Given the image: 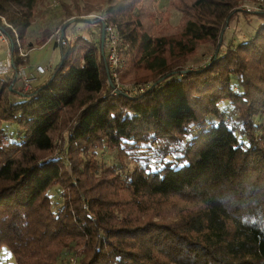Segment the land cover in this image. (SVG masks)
Masks as SVG:
<instances>
[{"label": "trees", "instance_id": "1", "mask_svg": "<svg viewBox=\"0 0 264 264\" xmlns=\"http://www.w3.org/2000/svg\"><path fill=\"white\" fill-rule=\"evenodd\" d=\"M155 1L61 0L67 44L52 72L28 92L0 76V249L15 264H58L67 250L77 264H264V10L168 0L172 23L169 12L157 19ZM44 3L0 0L15 67L11 26L24 47ZM238 12L260 19L222 51ZM79 20H97L98 33L67 38ZM103 21L119 41L116 92ZM53 32L45 27L27 51ZM205 46L211 58L192 68ZM103 149L118 167L98 160Z\"/></svg>", "mask_w": 264, "mask_h": 264}, {"label": "rangeland", "instance_id": "2", "mask_svg": "<svg viewBox=\"0 0 264 264\" xmlns=\"http://www.w3.org/2000/svg\"><path fill=\"white\" fill-rule=\"evenodd\" d=\"M60 1L61 0H46V3L38 6L42 10V15L37 17L32 22V24L30 25V27L28 29L27 39H26L27 44H25L24 47L20 46V39H19V37H17L18 35H17L16 30L13 31L15 43H16L18 49L19 50L21 49L22 51L27 53V56H28V52H29V51H27V48L29 46L28 43L35 44L36 39L40 37L42 30L45 27L50 28V30H53L54 32L58 29H60V32L62 31V23L60 21V13L62 12L63 9H62V5H61ZM80 1H82V0H80ZM240 2H241V0H240ZM154 5H155V10L158 13V17H157L158 20L161 19V17H160L161 14H166L168 12H169V16H168L169 22L175 23L178 20L179 13L168 5V0H156ZM95 14H97V12H95ZM97 16L100 18L103 17L100 14H97ZM253 17H254L253 18L254 22H256L257 20L259 21V19H260L258 16H253ZM232 18H233V20L229 22V24L226 26V29L224 32V41H223V45H222V51H224L226 49V47L228 46V44H230V43L234 44V43H237V41H239V40L249 38V36L252 34V32L255 28V25H256L251 19L252 16H250V15L244 16V14L241 12H238L235 15H233ZM92 22L96 25V27L93 28L92 26H90L89 20H79V21L69 22L65 28V34H66L67 38L72 40L74 38V34H80V33L82 35H84L85 37H88L90 30H93V31L96 30V34H97L98 29L100 28V26L98 25V21L95 20ZM101 28H102V26H101ZM53 33L48 38V39H50V38L51 39L50 40L47 39L46 43L44 45H42L41 47L34 46L36 49H40V50H38L40 52L39 60L44 65L43 64H35V65H33V70L30 71L28 69V71L34 73L36 65H43V66L46 65L47 67L45 66V68L50 69L48 72L45 73V75H42L39 77V79L37 81L38 83H40L42 80H44L46 78L45 76H47V74L52 72L53 68L60 61V57H61V47L60 46H62V45L57 44L56 40L54 38H52ZM9 45H10V47H9ZM11 46H12V44H11L10 39H9V43H8V41H7V43H3V44L0 43L1 58L5 57L9 51L11 54ZM7 47L9 48V50L7 49ZM105 47L107 48L106 44H105ZM35 48L32 50H36ZM117 49L118 50L120 49L119 48V41H117ZM18 53H19V51H18ZM30 53H31L30 55L33 56L34 51H31ZM212 54H213L212 48L206 47V46L202 47L201 50L196 55V57L193 59V61H191L190 66L193 68V67H198V66L204 64L205 62H207L211 58ZM118 55H119V51H118ZM119 57H120V62H121V66H122L121 56H119ZM106 62H107V57H106ZM26 63H27V61L25 62V65H27ZM23 64H24V62H23ZM121 66L119 68H121ZM107 67H108V63H107ZM16 69H17V67H16ZM107 72L109 73L108 70H107ZM117 72H116V80L114 78L113 79L117 83H119L118 79H117ZM110 78L111 77L108 78V81L112 85ZM37 82H36V84H37ZM232 84H233V87L235 89H237V90L239 89L236 79H233ZM34 85H35V83L33 84V86ZM33 86H32V88H33ZM14 89L20 90L19 86L16 85V83L14 84ZM30 90H28V91H30ZM229 106H230L229 104L223 105V107H229ZM4 129L6 130L8 136L13 140H19L21 135H22V132L19 131L18 127L15 124L5 123ZM58 156H60V155H58ZM96 156L101 163H104L106 165H113L115 167H118L120 165V162L116 159L115 155L106 149L97 150ZM125 164H128V162H125ZM50 193L54 199V206L57 208L58 204L60 202L59 190H57L56 187H54L51 189ZM77 263H78V258L74 254V252L72 250H67V251H64L63 254L60 256L58 264H77ZM0 264H15L13 255L8 250V248L5 246H3L0 249Z\"/></svg>", "mask_w": 264, "mask_h": 264}, {"label": "built area", "instance_id": "3", "mask_svg": "<svg viewBox=\"0 0 264 264\" xmlns=\"http://www.w3.org/2000/svg\"><path fill=\"white\" fill-rule=\"evenodd\" d=\"M242 11L246 12H258L264 10V0H242L238 7ZM89 17H95L97 14L91 13L88 15ZM0 19L3 23L8 24L4 16L0 15ZM233 18L230 19L232 21ZM104 26V32H105V38H106V46H107V63H108V71L112 78L116 80V72L118 71L119 67L121 66L120 57L118 55V49H117V41L118 36L115 30V27L111 24L107 23L106 21H103ZM92 25H95L92 23ZM11 29L15 31V29L11 26ZM18 37V36H17ZM52 38L56 40V43L59 45H66L67 40L64 36V33L60 32V29L56 30ZM51 39V38H50ZM48 39V40H50ZM8 37L3 28L0 26V43H7ZM9 50V48L7 47ZM19 56L21 57L24 64H21L20 66L16 67L13 64V58L10 54V51L6 54L5 57L0 59V76H7L14 74V82L16 85L19 86V91L27 92L30 90L34 83H36L40 76L45 75L47 72V69L43 65H36L34 73L28 71V66L25 65V62L27 61V53L19 50ZM115 85H113V92H116V89L119 87V83L116 81ZM111 81V79H110Z\"/></svg>", "mask_w": 264, "mask_h": 264}, {"label": "crops", "instance_id": "4", "mask_svg": "<svg viewBox=\"0 0 264 264\" xmlns=\"http://www.w3.org/2000/svg\"><path fill=\"white\" fill-rule=\"evenodd\" d=\"M93 27V26H92ZM94 28V27H93ZM90 32H93L92 30H90ZM36 49V48H35ZM38 50H40V49H36V50H29V52H28V56H27V66H28V69L30 70V71H32L33 70V65H35V64H43L40 60H39V55H40V52L38 51ZM31 51H34V54H33V56H31L30 54V52ZM44 65V64H43ZM46 66V65H45ZM47 67V66H46ZM50 69H48L47 68V72L49 71Z\"/></svg>", "mask_w": 264, "mask_h": 264}, {"label": "water", "instance_id": "5", "mask_svg": "<svg viewBox=\"0 0 264 264\" xmlns=\"http://www.w3.org/2000/svg\"><path fill=\"white\" fill-rule=\"evenodd\" d=\"M69 19H72V18H69ZM62 33H64L63 31V28H62ZM104 37H105V32H104V27L102 25V28H101V41H102V49H103V46H104ZM216 54L214 55V58H215ZM186 71H189V70H186ZM52 79V77L50 78V80Z\"/></svg>", "mask_w": 264, "mask_h": 264}]
</instances>
